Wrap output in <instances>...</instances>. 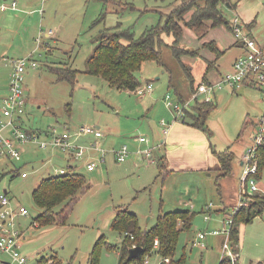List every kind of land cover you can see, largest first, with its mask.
<instances>
[{"label":"rangeland","instance_id":"rangeland-1","mask_svg":"<svg viewBox=\"0 0 264 264\" xmlns=\"http://www.w3.org/2000/svg\"><path fill=\"white\" fill-rule=\"evenodd\" d=\"M19 1L0 0V110L4 108L3 98L7 97V90L8 93L10 91L11 60L33 55L38 67L28 70L25 77L28 107L23 129L29 134L34 133L32 130L40 131L36 132L40 134L37 139L44 142L49 141L46 132L53 128L63 133L67 129L74 131L82 126H98L103 134L100 146L107 154L106 162L93 173L85 171V162L92 160V157L99 158L97 154L71 163L76 167L74 172L87 177L91 188L79 196L67 225L62 227L33 225L43 212L33 201V191L43 180L55 176L50 171L49 163L43 166L51 153L39 150L33 139L27 145V154L22 161L11 162L0 156V195L7 191L12 207H23L29 212L27 217L16 220L18 230L23 233L18 250L26 259V264H88L102 237L99 263L119 264L120 251L111 249V246L119 248L126 236L112 226L116 213L121 209L134 213L140 227L146 231L156 226L161 213L190 211L196 214L192 230L180 235L176 257L180 258L185 253L186 264H218L224 236H207L204 250L194 248L192 243L199 234L209 231L206 216L216 221L218 215L214 212L221 207L228 214L224 216L226 219L237 206L243 174L241 161L248 155L256 125L264 112L262 94L258 89L244 92L242 88L235 91L229 87L223 90L215 88L220 76L232 71L238 57L235 30L232 33L220 26L200 38L182 24V36L175 43L173 34L164 32L161 36V59L146 62L135 73L140 83L138 88L153 85V94L142 99L135 95L136 90L128 92L112 88L102 77L89 73V60L98 46L96 39L101 30V27H89L98 17L95 6L86 0H24L26 5ZM126 1L134 6L141 5L139 1L122 2ZM145 1L150 7L166 10L174 0L157 4L153 0ZM14 2L17 3L15 10H1L2 6H11ZM230 2V6L221 5L226 17L242 27L248 19L251 23L255 21L253 28L256 35L254 29H248V26L242 31L251 37L261 35L264 46V0ZM125 7L108 6L110 11H120ZM142 10L126 9L119 19L123 27H131L137 37L156 26L162 15L159 11ZM191 14L189 12L185 19L189 20ZM60 20L66 26L65 31L59 29ZM111 23L115 25L109 18L108 27ZM50 31L56 35L47 38ZM217 36H222L226 43L232 40L233 44L221 57L216 69L206 75L207 66L215 55L204 44ZM174 48L196 54L179 56ZM57 69L77 71L76 79H63ZM186 69L190 71L192 79L188 77ZM205 75L211 87L204 81ZM192 88L199 92L207 90L204 95L207 98L210 96L216 104L207 123V133L191 124L175 123L173 113L165 105L166 97L170 96L175 104H180L181 97L192 106ZM199 99L204 100L203 96ZM162 121L169 125V129L173 124H178L176 128L179 127L186 134L181 143L170 148V155L197 156L205 161L208 147L218 152L229 151L234 155L232 173L219 178L216 169L204 172L199 170L202 163L190 166L189 162L171 166L172 171L160 170L157 162L168 150L162 144L165 136ZM187 130L199 133L190 136ZM141 138L147 143L141 144ZM123 146H128L129 157L119 164L115 151ZM145 150H152L150 161L143 156ZM56 154L63 158L61 153ZM53 165L64 169L68 167V163L60 159H54ZM23 173L28 177L22 178ZM259 186L264 188V172ZM210 204L212 213L206 210ZM62 208L60 206L56 210ZM260 220L252 228L241 224V240L236 251H233L240 258L235 264H264V229L260 228L264 227V215ZM158 259L160 256L154 254L146 258L143 264H157ZM0 264L17 263L0 252Z\"/></svg>","mask_w":264,"mask_h":264},{"label":"trees","instance_id":"trees-1","mask_svg":"<svg viewBox=\"0 0 264 264\" xmlns=\"http://www.w3.org/2000/svg\"><path fill=\"white\" fill-rule=\"evenodd\" d=\"M181 1V5L176 7L171 14L167 16L161 15L159 23L156 26L145 30L138 37L131 27L124 28L121 22H118L115 26H106L104 23L109 11L106 6V9L99 18L92 24L93 28L103 24L104 27L96 39L98 46L89 60V73L102 77L112 88L134 92L140 86L135 73L140 71L146 62L161 59L160 45L162 43L161 36L164 32L168 34L172 33L175 43L182 36V24L200 38L205 37L211 29L219 26H225L230 31L235 30L236 27L230 23L221 9V5L230 6V0ZM106 2L108 3V0ZM124 10L125 8L117 12L118 15H121ZM192 10L194 11L193 14L189 20H186L185 16ZM255 24L256 22L254 21L245 26H248V29H252L255 27ZM237 45L239 46L238 43ZM205 47L216 54L217 58L215 62L209 65L208 71H210L215 67L223 53L212 42L205 44ZM174 50L179 56L180 54L188 53L192 55L196 54V52H189L183 49L174 48ZM57 71L65 80L74 81L76 79L77 71H65V69H57ZM186 72L188 77L192 79L190 71L186 69ZM210 85L208 87H211ZM192 89L194 95H197L199 91L194 88ZM185 103L180 97V104ZM190 106L184 110L182 122L187 125L191 124L192 127L207 133L209 131L207 128L209 117L216 109L215 102L211 100L200 101L196 96L194 103ZM89 142L90 140H87L84 144ZM211 150L219 162L217 169L219 172L218 177L224 178L229 176L232 173L233 153L229 151L218 152L213 150L212 147ZM257 162L258 174L256 178L261 180L264 172V148L258 151ZM158 165L160 170H167L166 162H164L163 158L158 161ZM218 187L220 192L219 183ZM90 188L91 184L87 177L74 172L72 167H69L65 175L51 176L43 180L32 194L35 205L43 210L35 219L33 225L35 227L66 226L79 201V196ZM60 206H63V208L57 211L56 209ZM206 210L208 213L213 212L212 209ZM214 213H223L225 217L228 215L225 209ZM263 215L264 199L256 197L254 202L250 203L247 208L239 211L233 217L229 236V244L232 251L235 252L239 244L240 225H251L256 218ZM195 217L196 214L190 211L161 213L157 219L156 226L146 231L142 230L138 217L134 213H131L127 209H121L116 213L112 226L119 232H124L126 236L119 248L111 246V249L120 251L119 264H143L146 258L154 254L160 256V264H186L187 255L185 253L180 258L176 257L177 246L181 233L189 232L192 229ZM103 239L104 237L100 238L97 242L88 264H100L99 247ZM156 241L158 242L157 245ZM134 247L142 248L143 251L138 258L130 259V251ZM219 264L235 263L230 257L223 256Z\"/></svg>","mask_w":264,"mask_h":264},{"label":"built area","instance_id":"built-area-1","mask_svg":"<svg viewBox=\"0 0 264 264\" xmlns=\"http://www.w3.org/2000/svg\"><path fill=\"white\" fill-rule=\"evenodd\" d=\"M17 3L14 2L11 6H2V11L9 9L15 10ZM56 34L53 31L48 32L47 38H51ZM234 37L236 42L242 49V54L234 61L232 71L221 78L215 85L218 90L230 88L232 90L249 87L260 90L264 105V46L257 42L249 33H245L240 28L235 29ZM12 73L10 76V86L8 96L4 99V108L1 111L0 117V156L11 161L20 162L26 154V147L33 139L36 141L39 150L51 153V157L47 163L50 164V171L55 175H65L73 161H81L87 155H99V158L92 157V160H86L85 171L92 173L100 168L106 162V151L100 146V141L103 134L100 129L91 126H82L74 131L69 129L63 133L56 128L46 132L49 141L39 142L40 134L34 132L27 133L23 129L24 117L27 115L28 101L25 91V77L28 70H35L38 67V62L34 56H29L23 59L11 60ZM142 99L153 94V85H145L140 87L135 92ZM165 105L173 113L174 121L182 122L184 118V110L189 108V103L175 104L171 97L167 96ZM257 129L254 133L253 144L249 148L248 155L243 162V174L241 180V188L237 206L231 211L229 216L223 220L222 227L219 230L204 232L198 235L193 242V247L196 249H206L205 240L207 236H224L225 241L222 245L223 256L230 257L234 263L239 261V255L234 254L229 244L230 229L233 224V217L241 210L247 208L250 203L256 200V197L264 199V188L259 186V181L256 176L258 174L257 154L260 149L264 148V112L259 118ZM164 135L169 133V125L162 121ZM90 138V139H89ZM92 138V139H91ZM87 140L89 143L84 144ZM141 144L147 141L144 138L139 140ZM59 152L63 156H58ZM115 156L119 164L124 163L129 157L128 146H123L120 150L115 151ZM147 161L152 157V150L143 152ZM54 159H60L68 163V167L57 168L53 165ZM95 160V161H94ZM154 163V162H153ZM150 163V164H153ZM74 167V168H73ZM22 178H27L26 173L21 174ZM212 204L207 208L211 209ZM29 212L23 207H12L11 201L7 193L0 195V252L9 255L17 264H26V259L19 252V241L23 237V233L17 228L16 220L19 217H27ZM210 220L209 216L205 217V221ZM158 242L156 241V245ZM135 248V247H134Z\"/></svg>","mask_w":264,"mask_h":264},{"label":"crops","instance_id":"crops-1","mask_svg":"<svg viewBox=\"0 0 264 264\" xmlns=\"http://www.w3.org/2000/svg\"><path fill=\"white\" fill-rule=\"evenodd\" d=\"M87 1V3H90V4H92L93 6H95V8L97 9V14H98V17L95 19V20H97L98 18H99V16L102 14V12L106 9V6L108 7V6H118V5H121V6H126L125 7V10L126 9H133V10H142V8L143 7H145L143 10H142V12H149V11H159V12H161V14L163 15V16H167V15H169V14H171L174 10H175V8L176 7H179L180 5H181V3H182V1L181 0H174L173 2H172V4L171 5H169L168 7H167V9L165 10V9H157V8H153V7H150L149 6V4L148 3H146V1L144 0V1H142V0H131L132 2H134V1H139V2H141V5H137V6H134V5H132V4H130V3H127V1L126 2H122L121 0H108V3L106 2V0H86ZM156 4L157 3H159V2H161V1H163L164 2V0H153ZM18 2L20 3V1L18 0ZM113 2H115V3H113ZM22 3L23 4H25V1L24 0H22ZM123 3V4H122ZM106 4H108V5H106ZM175 4V6L173 7L172 5H174ZM26 5V4H25ZM128 6V7H127ZM109 9V8H108ZM124 10V11H125ZM117 12H119V11H108V14L106 15V20H105V25L106 26H108L107 25V20L109 19V18H111L112 19V22H114V24L116 25L118 22H121V21H119V19L122 17V15L124 14V12H122V14L121 15H118V13ZM192 12V14H193V10L192 11H190V13ZM189 14V13H188ZM191 14V15H192ZM95 20H93L92 21V24H93V22H95ZM228 20H229V18H228ZM163 21V20H162ZM230 21V20H229ZM122 23V22H121ZM230 23L233 25V26H235V27H237V28H240V29H243L244 27H245V25H247V24H250L251 22H250V19H248L247 21H245L244 22V27H242V25H235L232 21H230ZM92 24L89 26V27H92ZM103 24V25H104ZM112 25L111 26H115V25H113V23H111ZM123 24V23H122ZM103 25H99L98 27H101V30L103 29ZM220 27V26H219ZM223 27H225V26H223ZM216 28H218V27H216ZM59 29L60 30H62V31H65V29H66V26L64 25V23L62 22V20H60V22H59ZM215 28H213L212 30H214ZM225 29H228L227 27H225ZM254 29V28H253ZM100 30V31H101ZM229 30V29H228ZM211 31V30H210ZM230 31V30H229ZM255 29H254V33H255ZM232 33H233V31H231ZM255 35H256V33H255ZM257 42H259L260 44L262 43L261 42V40H263L262 39V37H261V35H259V34H257V36L256 37H253ZM212 43H214L215 44V46L218 48V50L221 52V53H223V55L225 54V52L226 51H228L229 49H230V47H231V44H233V41L231 40L230 41V43H226L224 40H223V37L222 36H220V37H216L213 41H211ZM211 42H208V43H211ZM236 43V42H235ZM205 44H207V43H205ZM204 44V45H205ZM263 44V43H262ZM237 48H238V53H237V56L239 57L241 54H242V49L240 48V47H238V46H236ZM213 53V52H212ZM214 54V53H213ZM215 55V59L212 61V62H210L209 64H208V66H207V69H206V75L211 71V70H213V69H216V67H217V63L220 61H217V63H216V65H215V67L213 68V69H211L210 71H208V67H209V65L211 64V63H213V62H215V60L217 59L216 58V54H214ZM222 55V56H223ZM221 56V57H222ZM237 57V58H238ZM236 58V59H237ZM221 59V58H220ZM235 59V60H236ZM205 75V77H204V81H206V84L207 85H209V84H211V82H209V81H207V76ZM223 76H220V79H219V81L221 80V78H222ZM218 81V82H219ZM217 82V83H218ZM9 88V87H8ZM7 88V89H8ZM247 89H252V88H242V90L245 92ZM241 90V91H242ZM204 92H207V90H205V91H203V92H198V94L197 95H194V100H195V98H196V96L198 97V99L200 98V97H202L203 96V98H204V100H211V101H213L212 100V98L209 96L208 98L204 95ZM5 96H8V90H7V93L5 94ZM6 97H4L3 98V101H4V99H5ZM192 104L194 103V101L193 102H191ZM1 111H2V109L0 110V113H1ZM176 126H178V124H173L171 127H170V129L172 128V130L170 131V129H169V133H168V135H165L164 136V140L162 141V144H163V146L164 147H166V149H168V150H166V155H164L163 157H161V158H159V159H164V162H166V166H167V170H173L172 168H171V166H176V165H179V164H181V163H188V164H190V166H197L199 163H202V167H200V169L199 170H201V171H204V172H207V171H209V172H211L213 169H218V167H219V162H218V160H217V158L212 154V152H211V149H209V147H208V149L206 150V154H207V156H206V158L207 159H209V163L207 164V159L204 161L202 158H200V157H197V156H188V157H184V156H179V155H170L169 154V150H170V148L171 147H174L175 146V144H178V143H181L183 140H184V138L186 137V134L178 127V128H176ZM96 128H98L99 129V127L98 126H96ZM174 129H176V131H175V133L173 132V130ZM194 130H196V129H194ZM31 132H40V131H35V130H32ZM162 133H163V131H162ZM197 133H199V131L198 132H195V131H192V130H187V134H189L190 136H192V134H197ZM174 134V135H173ZM178 135H180V136H178ZM171 136H173L172 138H170ZM178 136V137H177ZM147 143V142H146ZM138 144V143H137ZM178 146V145H177ZM113 151H115V149H113ZM211 153V154H210ZM26 154H27V152H26ZM132 159V158H131ZM203 160V161H202ZM43 162V161H42ZM243 162H244V160L243 161H241V165L243 166ZM162 163V162H161ZM156 164V163H155ZM157 165H158V162H157ZM159 166V165H158ZM190 170H193V169H190ZM93 173V172H92ZM207 208H208V206H206ZM206 208V209H207ZM221 207H218L217 209L218 210H221L220 209ZM216 209V210H217ZM203 213H205V212H203ZM215 215H218L217 217H216V221L214 220V219H210L208 222H206L205 221V223L207 224V229L209 230V231H213V230H219V228H220V225H221V227H222V222H223V220H224V214L223 213H217V214H215ZM219 215H221V217H219ZM262 217V216H261ZM261 217H258V218H256L255 220H254V222L251 224V225H244V224H242V225H244L245 227H250V228H252V227H254V226H256L257 225V223H259V221H262V220H260V218ZM213 220V221H212ZM241 226V225H240ZM260 228H262V229H264V227H260ZM192 230V229H191ZM190 230V231H191ZM247 230V229H246ZM246 230H244V231H246ZM209 231H206V232H209ZM239 231H240V227H239ZM240 234H241V231H240ZM213 237H215V236H213ZM216 237H220V236H216ZM197 239V238H196ZM196 239H194V240H196ZM194 240H193V242H194ZM241 240V239H240ZM224 239L222 240V242L224 243ZM193 244V243H192ZM222 250V249H221ZM223 258V250H222V256H221V258H220V261H221V259ZM159 261H158V263L157 264H160L161 263V258L160 259H158ZM220 261H219V263H220ZM218 263V264H219ZM148 264V263H147Z\"/></svg>","mask_w":264,"mask_h":264},{"label":"water","instance_id":"water-1","mask_svg":"<svg viewBox=\"0 0 264 264\" xmlns=\"http://www.w3.org/2000/svg\"><path fill=\"white\" fill-rule=\"evenodd\" d=\"M5 193H7V191H5ZM142 248H139V247H135L133 248L131 251H130V256L129 258L130 259H134V258H138L141 253H142Z\"/></svg>","mask_w":264,"mask_h":264}]
</instances>
